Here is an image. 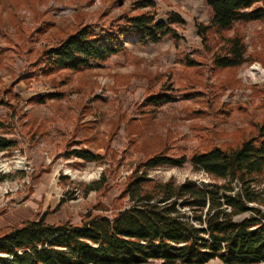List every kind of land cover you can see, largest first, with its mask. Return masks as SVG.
<instances>
[{
	"label": "rangeland",
	"instance_id": "rangeland-1",
	"mask_svg": "<svg viewBox=\"0 0 264 264\" xmlns=\"http://www.w3.org/2000/svg\"><path fill=\"white\" fill-rule=\"evenodd\" d=\"M139 1L0 0V136L16 141L0 151V210L31 194V218L47 212L49 223H79L88 211L112 214L126 204L124 184L148 156H185L149 169L154 180L207 183L190 155L255 134L264 120V20L234 27L243 33L246 60L216 68L211 56L223 40L211 30L204 43L196 28L212 17L205 0ZM142 11L158 19L178 12L185 21L176 26L179 40L141 44L132 37L122 52L82 70L44 66L42 52L78 28L98 30ZM187 58L196 64L186 65ZM160 92L170 93L171 102L149 104ZM75 149L99 158L83 160L71 154ZM261 178L264 194V172ZM101 180L99 190L84 193Z\"/></svg>",
	"mask_w": 264,
	"mask_h": 264
},
{
	"label": "trees",
	"instance_id": "trees-1",
	"mask_svg": "<svg viewBox=\"0 0 264 264\" xmlns=\"http://www.w3.org/2000/svg\"><path fill=\"white\" fill-rule=\"evenodd\" d=\"M205 2L212 17L208 24L197 23V33L204 43L211 30L223 40L219 51L212 53V65H241L246 60V44L243 33L233 29L263 21L264 0ZM137 5L154 6V2L141 0ZM184 22L175 11L162 19L144 11L125 13L116 23L98 30L89 25L78 28L46 48L41 60L51 71L82 70L122 52L132 37L141 44L156 43L164 37L177 42L176 26ZM185 61L188 66L196 64L193 59ZM147 100L157 106L171 102L172 96L160 92ZM14 146L16 141L0 136V151ZM71 154L86 161L99 158L85 149H75ZM183 160L185 156L174 160L159 151L140 161L120 193L126 204L112 214L88 211L79 223H49L44 212L1 228L0 264H205L213 259L223 264L264 262V194L259 189L264 172V120L257 124L254 135L237 145L213 146L190 155L193 167L210 177L207 183L148 177L149 169ZM102 186V180L94 182L84 193Z\"/></svg>",
	"mask_w": 264,
	"mask_h": 264
},
{
	"label": "crops",
	"instance_id": "crops-1",
	"mask_svg": "<svg viewBox=\"0 0 264 264\" xmlns=\"http://www.w3.org/2000/svg\"><path fill=\"white\" fill-rule=\"evenodd\" d=\"M30 195L31 194H29V196ZM28 197H25L24 202H22L21 205L16 206L15 208L6 207L0 210V229L31 219L33 203L30 202L26 204L28 202V199H30Z\"/></svg>",
	"mask_w": 264,
	"mask_h": 264
},
{
	"label": "built area",
	"instance_id": "built-area-1",
	"mask_svg": "<svg viewBox=\"0 0 264 264\" xmlns=\"http://www.w3.org/2000/svg\"><path fill=\"white\" fill-rule=\"evenodd\" d=\"M5 192H6V190H5Z\"/></svg>",
	"mask_w": 264,
	"mask_h": 264
}]
</instances>
